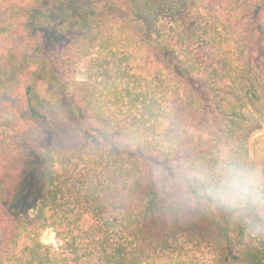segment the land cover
Listing matches in <instances>:
<instances>
[{"label":"trees","instance_id":"obj_1","mask_svg":"<svg viewBox=\"0 0 264 264\" xmlns=\"http://www.w3.org/2000/svg\"><path fill=\"white\" fill-rule=\"evenodd\" d=\"M83 3L0 0V264H264V0Z\"/></svg>","mask_w":264,"mask_h":264},{"label":"rangeland","instance_id":"obj_2","mask_svg":"<svg viewBox=\"0 0 264 264\" xmlns=\"http://www.w3.org/2000/svg\"><path fill=\"white\" fill-rule=\"evenodd\" d=\"M84 10L86 12L90 9V3L89 0H84L83 3ZM84 17L86 16V19L89 21L94 20L93 17L89 16L87 13H83ZM224 25L225 30V37L227 39V45L230 44L232 39L234 38V32L232 29V24L228 22L227 20L223 21L222 23ZM88 61H84L80 67L78 72V77L82 78L84 69L86 68ZM264 133V129L262 131H259L255 133L250 142L249 147L252 151V145L254 140ZM46 192V184L42 176V170L41 168L36 165L32 171H30L26 177L24 186L20 193L18 194L16 203H15V210L18 215L21 216V218H28L31 219L35 215V208L36 205L42 200L44 194ZM43 243L47 245H53L54 247H57L59 243L56 240L55 232L53 229H48L45 234L42 237Z\"/></svg>","mask_w":264,"mask_h":264},{"label":"clouds","instance_id":"obj_3","mask_svg":"<svg viewBox=\"0 0 264 264\" xmlns=\"http://www.w3.org/2000/svg\"><path fill=\"white\" fill-rule=\"evenodd\" d=\"M211 194L222 202L244 203L255 199L252 177L243 169H225Z\"/></svg>","mask_w":264,"mask_h":264}]
</instances>
